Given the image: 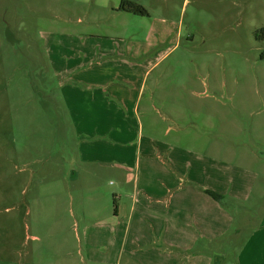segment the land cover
Listing matches in <instances>:
<instances>
[{"label": "crops", "instance_id": "0c3cea01", "mask_svg": "<svg viewBox=\"0 0 264 264\" xmlns=\"http://www.w3.org/2000/svg\"><path fill=\"white\" fill-rule=\"evenodd\" d=\"M120 2L113 18L127 14ZM147 2L139 0L147 17L127 14L144 35L92 34L66 62L52 54L78 136L66 199L46 201L54 233H74L70 264H264V211L255 225L251 172L200 150L205 138L186 130L199 124L208 89L164 85L169 71L160 67L181 48L183 24L167 0ZM0 264L37 263L21 256Z\"/></svg>", "mask_w": 264, "mask_h": 264}, {"label": "rangeland", "instance_id": "374dc122", "mask_svg": "<svg viewBox=\"0 0 264 264\" xmlns=\"http://www.w3.org/2000/svg\"><path fill=\"white\" fill-rule=\"evenodd\" d=\"M167 1L185 37L160 67L169 71L164 85H206L208 96L196 111L200 122L185 128L205 138L200 150L251 172L256 225L264 211V0ZM116 3L0 0V261L22 256L70 264L78 257L74 233H54L52 202H46L66 199L78 165V136L52 54L66 62L92 34L126 41L133 32L144 35L147 27L131 15L112 17ZM34 234L40 242L29 238Z\"/></svg>", "mask_w": 264, "mask_h": 264}, {"label": "trees", "instance_id": "16d2710c", "mask_svg": "<svg viewBox=\"0 0 264 264\" xmlns=\"http://www.w3.org/2000/svg\"><path fill=\"white\" fill-rule=\"evenodd\" d=\"M136 0H121L118 11L122 13L132 14L138 17H147L148 13L140 4L135 2ZM264 33V30L261 31Z\"/></svg>", "mask_w": 264, "mask_h": 264}]
</instances>
